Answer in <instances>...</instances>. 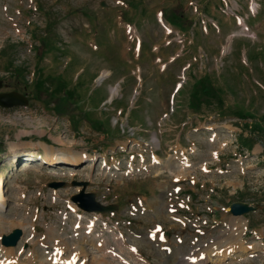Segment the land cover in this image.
Listing matches in <instances>:
<instances>
[{"label": "rangeland", "instance_id": "rangeland-1", "mask_svg": "<svg viewBox=\"0 0 264 264\" xmlns=\"http://www.w3.org/2000/svg\"><path fill=\"white\" fill-rule=\"evenodd\" d=\"M237 1L248 8L250 0ZM224 7L223 0H0V92L30 100L0 106V239L23 229L9 247L21 264H51L53 239L68 244L63 258L78 243L85 248L76 264H94L102 239L116 254L108 253L109 264H168L227 247L231 219L244 225L231 256L206 264H264V8L245 32ZM201 78L219 89L223 109L214 100L190 104ZM58 79L74 91L73 112L50 93ZM37 83L49 90L36 92ZM240 135L255 139L252 149L242 151ZM49 147L65 150L64 160L40 162L37 155L57 160L45 159ZM57 180L66 186L48 187ZM74 180L89 181L87 191L118 209L83 211L72 201L81 189ZM234 202L263 210L235 217ZM5 249L0 241V261Z\"/></svg>", "mask_w": 264, "mask_h": 264}, {"label": "bare ground", "instance_id": "bare-ground-1", "mask_svg": "<svg viewBox=\"0 0 264 264\" xmlns=\"http://www.w3.org/2000/svg\"><path fill=\"white\" fill-rule=\"evenodd\" d=\"M65 154H66V151L65 150H62V148H55V149H53L52 147H49L48 151L45 153V159L46 160H50V161L51 160H54V159H61ZM156 161H157V163H159V159L158 158L156 159ZM183 165L188 166L189 164H187L185 162ZM1 180H2V178L0 176V204L6 202V200L4 198L5 196H4V193H3V191H4L3 190V182ZM176 192H179V191H176ZM231 224H232V232L229 233V235L227 237H225V239H223V241L226 242L227 247H224L221 250L220 249L216 250V247H213V248L211 247L212 249H208V251H204L203 253L198 254V255L192 254V256L190 255L188 258H181V257H178V256H174L172 258V260H170L168 262V264H206V263H208V261L214 262V261H217V260H221L223 258H226V257H230L231 255H229V253H228V251L231 250L230 246L231 245L234 246V244H237L238 242L237 243H234V241H237L240 238V234L239 233H236L237 232L236 230L237 229L239 230V228H243L244 227L243 223L240 222V220L231 219ZM94 227H95V221H92L91 220L90 223H89V226H88L87 233H90V232L94 231ZM241 235H242V230H241ZM77 236L79 237L80 235L77 234ZM99 239H100V237H99ZM61 241H63V240H60V239H55L54 240L53 239V243H54L53 251H54V254H52L51 257H50V259H51L50 261L52 262L51 264H68V262H69V264H76L77 263V260H78V257L82 256L83 258H86L87 252H86L85 248L80 243H78L77 245H75V247H73L74 248L73 251L72 252L70 251L69 256L67 258H63L62 255H61V253H62V251L63 252L69 251V248H68L69 246H67L68 244L66 242H64V241L61 242ZM94 243H95V241H94ZM104 244H105V242H104L103 239L102 240H99L95 244L96 247L97 248L99 247L100 250H102V251H101V254H100L99 258L94 261V264H109L108 263V258H107L108 253H111L114 256L116 255V254L112 253L113 250H111V249H108L107 250V248L105 247ZM215 245L217 247L219 246L217 243ZM236 247H241V246L239 245V246H236ZM261 250H262V248H261ZM262 251L264 252V250H262ZM5 255H6L5 258L2 261H0V264H21L17 260V258H15L13 250H11L9 248L8 249H5ZM117 255H118V253H117ZM32 259H31L30 264H33ZM120 259H122V258H120Z\"/></svg>", "mask_w": 264, "mask_h": 264}, {"label": "water", "instance_id": "water-1", "mask_svg": "<svg viewBox=\"0 0 264 264\" xmlns=\"http://www.w3.org/2000/svg\"><path fill=\"white\" fill-rule=\"evenodd\" d=\"M102 5H105L104 2H102ZM3 82L0 80V88L2 87ZM28 104V99L23 94L12 91L8 93H0V105L3 107H13L18 105H26ZM65 183L63 182H53L50 183L49 186L53 188H59L63 187ZM75 185H81L83 186V190L78 194L73 196V200L76 202H80L79 206L83 208L86 211H95V212H102L107 213L109 211H113L117 208V206L114 205H104L96 200V195L94 193H86L85 188L88 185V182H74ZM251 210H253L252 207H250L247 204H242L235 202L231 206V212L234 215H242L244 213H248ZM22 234V230L17 228L15 229L11 234L8 236L3 237V244L5 245H16L19 241Z\"/></svg>", "mask_w": 264, "mask_h": 264}, {"label": "trees", "instance_id": "trees-1", "mask_svg": "<svg viewBox=\"0 0 264 264\" xmlns=\"http://www.w3.org/2000/svg\"><path fill=\"white\" fill-rule=\"evenodd\" d=\"M201 79L198 80L196 82V85L194 86L195 89L192 94L193 97H192V101L190 102V104H192L194 107V106H199L203 101L214 100L216 101V104H218L221 107V109H223L224 107L223 100L221 97L218 96L219 89H216L210 82L207 81V79H203V78ZM56 83H58L56 84V89L50 90L51 91L50 93L54 94V97L53 96L52 97L57 98V100L60 103L61 102L65 103V113L73 112L71 107L69 106H71L72 104L71 102H73L74 91L67 89V86L62 80L58 79ZM35 86H36L35 87L36 92H38L40 89L49 90V88H47L42 83H37ZM60 93H62L61 96L58 95ZM61 107H63V105H61ZM230 114H232L233 117H238L242 119L254 118L255 120H257L258 118L256 115H253L252 113L244 114V113H238V112H231ZM101 125L103 126V124ZM247 127L251 128L254 132L256 131L254 128H252L249 125H247ZM240 142L242 146H252V144L255 142V139L247 138L241 135Z\"/></svg>", "mask_w": 264, "mask_h": 264}]
</instances>
